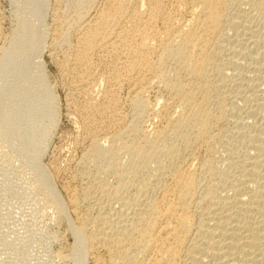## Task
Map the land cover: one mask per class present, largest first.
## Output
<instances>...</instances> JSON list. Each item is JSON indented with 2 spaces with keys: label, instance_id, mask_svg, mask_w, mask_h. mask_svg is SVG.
<instances>
[{
  "label": "bare ground",
  "instance_id": "1",
  "mask_svg": "<svg viewBox=\"0 0 264 264\" xmlns=\"http://www.w3.org/2000/svg\"><path fill=\"white\" fill-rule=\"evenodd\" d=\"M46 1L33 9L38 24ZM96 1L69 0L50 28L49 58L65 49L56 65L71 78L66 99L84 97L81 110L95 113L76 107L87 145L72 160L76 175L61 183L66 205L45 168L35 169L58 220L68 210L74 217L65 218L73 237L65 257L264 264V0H102L93 11ZM22 18L0 50V128L18 137L16 120L28 119L19 144L36 163L56 102L41 69L34 79L24 62L44 34ZM94 60L110 87L98 99ZM5 75L23 86L7 90ZM120 87L129 89V113L119 106Z\"/></svg>",
  "mask_w": 264,
  "mask_h": 264
},
{
  "label": "rangeland",
  "instance_id": "2",
  "mask_svg": "<svg viewBox=\"0 0 264 264\" xmlns=\"http://www.w3.org/2000/svg\"><path fill=\"white\" fill-rule=\"evenodd\" d=\"M31 1L32 0H0V50H3L10 44V40H12L11 33H13L17 27V18L23 17L22 19H25L28 23H31L36 27L39 26L37 30L44 34V39H42L43 45L41 44L40 50L37 54H35V52H27L24 62L26 65L28 64V70L30 69L31 71L32 68V71H34V79L41 74L40 76L42 78L44 76V81L46 83L48 82L46 85L49 86L48 89L50 91L52 90L51 93L53 95L51 94V96H54L56 102V121L53 127L49 126L51 127V133L49 131L47 144H45L46 147H43L42 153L36 163H34L35 161L31 163L32 161H30L31 159L29 160V158L28 160L24 159V149L19 144L20 139L24 138L22 135H26L29 131L27 129H30V121L28 119L21 116L23 117V120L19 116L16 120L17 122L15 121L17 123L16 128L18 125L21 126H19L20 129L17 128L16 130L15 128L14 130L18 131L19 129L18 133L21 132V134L24 132L22 135H19V133L18 137L17 134H12L3 128H0V133L3 135H0V148H4L3 151L0 149V264H74L72 259L70 260L65 257L69 255L73 246L72 233L67 224L69 221H71V224H74V217L68 210L69 213L67 212L68 214L66 213L65 215L68 222H66L65 218L64 221L58 220L59 218L56 212L54 213V211H56L55 207L48 201L46 196L47 199L44 197V193L42 194L40 186L38 185L39 179L35 173L36 168H45L43 170H45L46 173L48 172L49 177L52 179H50L51 182L54 183L52 185H54L53 188H55V193L57 196L59 195L58 197L63 201L62 203L66 205L67 195H65V192L62 189L61 183L63 180L70 179V177L76 175L77 170L72 162L76 161V159L81 156L87 145V137L83 132L82 125H79L82 124L80 122V120L82 121V118L78 115V112L82 111V106V109H84L85 99L84 97H77L73 99L74 101L71 100V103L68 101L69 99H66V95L68 94L71 85V78L69 76L67 77L66 74L62 75L56 65L57 61L62 60L63 54H65V49L62 48L56 50V60L53 59L52 61L47 55L49 54L48 50L52 44V34L50 32L52 30H50V28L52 29L53 27L54 13L61 7V9H64L66 6L65 4H67L66 2L69 0H65V2L64 0H58L60 3H58L57 0H47V7L45 6L44 8L45 14L42 17V22H44H41V24H38L41 19L37 20L38 18L35 17L36 15L34 16L36 13L33 14V11L35 10L34 7L40 0H36L37 2L33 1L36 4ZM163 1L166 2L167 0ZM99 2L101 3L102 0L96 1V4L93 6V11H96L97 7L100 6ZM58 4L61 5L58 6ZM45 29L48 32H46ZM1 52L2 51H0V54ZM93 63H95L93 64V72L96 76L99 75V81L97 86L93 88L91 94L92 97L97 98L98 96L101 97V94L107 91V89L109 90L110 87L108 86L109 84L107 81L104 80L106 75L105 65H97L95 60ZM37 68L38 72H36ZM39 69H41V73H39ZM35 72L39 73L38 75L36 74L37 77L35 76ZM21 80L22 79L18 75H5L3 85L7 90L9 87L12 91L17 87L19 88L23 86ZM128 92L129 89L127 87H120L119 91H117V94L119 95L117 98H119V101L121 100V105L119 104V106L122 112L125 113L127 111V113H129L128 107L125 106V103H127L125 102L127 101L125 99H127ZM11 95L12 94H8L5 96L6 100L8 97L10 98V100L9 98L7 100L8 103L13 102L11 101L13 97H10ZM67 102H69L68 105L66 104ZM76 107L79 111H77ZM1 108L0 119L2 118L1 116H4V109L3 107ZM82 113L85 116L87 113L88 115L95 114L94 112L91 113L88 111L86 114L85 111H82ZM45 122L49 125V122ZM12 141H14V143ZM9 148L13 149L10 150ZM2 152H4V154ZM6 152L8 154H6ZM5 154L8 156L6 157ZM37 163L40 165L38 166ZM22 164H24L23 167ZM35 165L37 167H33ZM61 255H63L66 260Z\"/></svg>",
  "mask_w": 264,
  "mask_h": 264
}]
</instances>
